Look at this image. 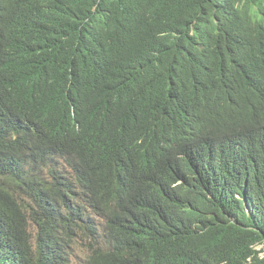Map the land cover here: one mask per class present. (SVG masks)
Wrapping results in <instances>:
<instances>
[{
	"label": "trees",
	"instance_id": "16d2710c",
	"mask_svg": "<svg viewBox=\"0 0 264 264\" xmlns=\"http://www.w3.org/2000/svg\"><path fill=\"white\" fill-rule=\"evenodd\" d=\"M51 1L64 13L26 41L21 63L28 73L20 63L6 69L5 58L12 55L2 58L0 51V264H192L190 259L205 254L226 256L231 264H248L249 258L250 264H264L255 249L264 242L261 152L246 161L251 152L232 141L222 159L234 183L225 163L196 177L193 148L153 137L133 142L128 134L125 111L141 94L138 84L113 65L102 76L82 62L92 49L94 28L112 7L135 11L152 0ZM232 1L264 18V0ZM213 3L172 4L194 23L193 38L208 48L216 47L215 36L194 17ZM18 33L0 29L3 43ZM37 73L50 84L38 95L30 88ZM256 129H264V121L236 132L246 148H260L263 135ZM253 167L250 186L259 210L247 214L237 188ZM174 182L180 183L172 187ZM177 205L203 217L217 236L198 242L189 255L172 257L169 243L195 241L174 224L166 226L167 213Z\"/></svg>",
	"mask_w": 264,
	"mask_h": 264
},
{
	"label": "clouds",
	"instance_id": "9594fccd",
	"mask_svg": "<svg viewBox=\"0 0 264 264\" xmlns=\"http://www.w3.org/2000/svg\"><path fill=\"white\" fill-rule=\"evenodd\" d=\"M167 1L152 0L135 11L112 7L102 25L94 28L92 49L82 62L102 76L108 75L113 65L140 87L141 94L124 117L133 142L153 137L167 144L180 143L193 148L189 157L195 156L196 162L190 168L196 177L202 172L215 173L224 163L231 175L228 162L222 159L230 142L251 152L246 161L255 160L259 152L264 156V129L255 130L263 135L258 141L260 148H246L248 143L236 134L264 121L263 14L243 2L214 0L211 10L194 17V22L202 18L215 36L216 47L208 48L193 38L194 23L172 7L178 0ZM63 13L62 5L51 0H0V29H19L10 43H3L0 35L2 58L12 55L5 58L6 69L20 63L22 72L28 73L27 65L21 63L26 41L51 17ZM161 73H167V78L162 79ZM30 82L37 95L50 86L39 73L32 75ZM114 113L108 114L105 124ZM224 141L229 144H222ZM255 167L237 188V198L247 214L259 210V199H254L250 186ZM229 181L234 183L232 175ZM190 213L179 205L167 213L166 226L174 224L196 241L176 245L183 240L178 239L167 245L165 235L169 256L189 255L199 243L217 236L205 226L203 217ZM255 249L264 256V242ZM190 260L192 264H231L226 256L213 254ZM251 261L249 258L248 264Z\"/></svg>",
	"mask_w": 264,
	"mask_h": 264
},
{
	"label": "rangeland",
	"instance_id": "374dc122",
	"mask_svg": "<svg viewBox=\"0 0 264 264\" xmlns=\"http://www.w3.org/2000/svg\"><path fill=\"white\" fill-rule=\"evenodd\" d=\"M262 247V246H261ZM76 258H79L78 260H76L77 263H80V258H82V254H77L76 255Z\"/></svg>",
	"mask_w": 264,
	"mask_h": 264
}]
</instances>
